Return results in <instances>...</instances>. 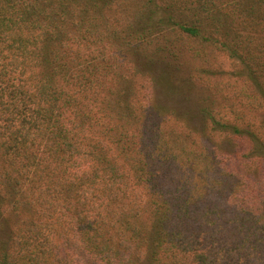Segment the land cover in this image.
<instances>
[{
	"label": "trees",
	"instance_id": "obj_1",
	"mask_svg": "<svg viewBox=\"0 0 264 264\" xmlns=\"http://www.w3.org/2000/svg\"><path fill=\"white\" fill-rule=\"evenodd\" d=\"M0 264H264V0H0Z\"/></svg>",
	"mask_w": 264,
	"mask_h": 264
},
{
	"label": "rangeland",
	"instance_id": "obj_2",
	"mask_svg": "<svg viewBox=\"0 0 264 264\" xmlns=\"http://www.w3.org/2000/svg\"><path fill=\"white\" fill-rule=\"evenodd\" d=\"M228 65V64H227Z\"/></svg>",
	"mask_w": 264,
	"mask_h": 264
}]
</instances>
